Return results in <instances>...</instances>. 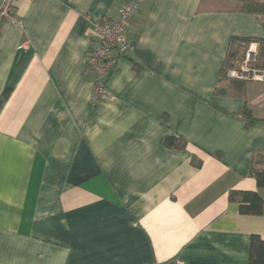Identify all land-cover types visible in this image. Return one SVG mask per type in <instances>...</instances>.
Instances as JSON below:
<instances>
[{
    "label": "crops",
    "instance_id": "crops-1",
    "mask_svg": "<svg viewBox=\"0 0 264 264\" xmlns=\"http://www.w3.org/2000/svg\"><path fill=\"white\" fill-rule=\"evenodd\" d=\"M124 2L14 0L0 17V264H252L264 206L241 214L229 193L264 198V81L215 89L231 38L258 42L262 18L142 0L92 101V22Z\"/></svg>",
    "mask_w": 264,
    "mask_h": 264
},
{
    "label": "built area",
    "instance_id": "built-area-1",
    "mask_svg": "<svg viewBox=\"0 0 264 264\" xmlns=\"http://www.w3.org/2000/svg\"><path fill=\"white\" fill-rule=\"evenodd\" d=\"M142 0H125L119 7L117 17L112 19L102 17L92 22V33L97 44L89 50L87 66L95 73V88L92 101L104 99L107 92L102 84L104 75L109 71L117 57L122 56L132 44L126 36L127 26L138 11ZM14 0H1L0 17L13 20ZM239 43V42H238ZM244 52L240 62L228 71L231 78L249 81H264V69L255 65L258 59V42L254 40L241 41ZM157 264V263H154Z\"/></svg>",
    "mask_w": 264,
    "mask_h": 264
},
{
    "label": "trees",
    "instance_id": "trees-1",
    "mask_svg": "<svg viewBox=\"0 0 264 264\" xmlns=\"http://www.w3.org/2000/svg\"><path fill=\"white\" fill-rule=\"evenodd\" d=\"M215 1L217 0H201V3H203V5L204 4L210 5ZM234 1L239 2V9L241 11L250 14L260 15L262 18L261 25L263 28V36L257 40L258 59L255 65L261 69H264V0H234ZM230 41L231 42H230L229 50L219 70L220 83L224 77V72L226 67L230 65L229 63L230 58L235 54V51L234 53L232 51L230 52L231 44L235 42L248 41V40L232 37ZM220 83L219 86H217V88L215 89L216 93L219 94L243 93L241 85L240 86L237 85L236 87L237 89H236L233 88L232 86L229 88L226 86L220 87ZM241 113L245 117L247 122H250L253 119L251 111L248 108L243 107ZM176 139H174V137L172 136H166L164 144L168 147L182 146L183 143H181V140L177 141ZM259 157H261L262 159L264 158V149L259 151L258 154L255 156V159H253V164L251 166V175L255 178L258 189H264V165L258 166L261 163V161H259ZM229 200L231 202H236L238 205L239 212L245 215H258L262 212L264 206V198L258 191L232 190L229 193ZM249 242H250L249 261L252 264H264V239H262L258 235L253 234L250 236Z\"/></svg>",
    "mask_w": 264,
    "mask_h": 264
},
{
    "label": "rangeland",
    "instance_id": "rangeland-1",
    "mask_svg": "<svg viewBox=\"0 0 264 264\" xmlns=\"http://www.w3.org/2000/svg\"><path fill=\"white\" fill-rule=\"evenodd\" d=\"M241 42V41H240ZM239 42V43H240ZM238 42H235L233 44H231V47H230V52L232 51L234 53L235 51V54L230 58L229 60V63L230 65L226 67L225 69V72H224V77L223 79L221 80V83H220V87L222 86H226V87H230V83L232 80H238V79H235V78H231L228 76V71L230 69H232L236 64H235V61L236 62H240L242 57H243V52H244V48L242 45H240ZM235 64V65H234ZM259 161H261V163L258 165V166H262L264 165V158L262 159L261 157H259Z\"/></svg>",
    "mask_w": 264,
    "mask_h": 264
}]
</instances>
